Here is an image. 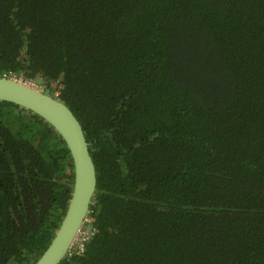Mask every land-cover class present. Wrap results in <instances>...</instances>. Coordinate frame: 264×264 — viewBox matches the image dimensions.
<instances>
[{
  "label": "trees",
  "instance_id": "trees-1",
  "mask_svg": "<svg viewBox=\"0 0 264 264\" xmlns=\"http://www.w3.org/2000/svg\"><path fill=\"white\" fill-rule=\"evenodd\" d=\"M43 83L96 169L92 235L59 264H264V0H0V76ZM56 130L0 100V264L66 211Z\"/></svg>",
  "mask_w": 264,
  "mask_h": 264
},
{
  "label": "water",
  "instance_id": "water-1",
  "mask_svg": "<svg viewBox=\"0 0 264 264\" xmlns=\"http://www.w3.org/2000/svg\"><path fill=\"white\" fill-rule=\"evenodd\" d=\"M0 100L32 111L48 122L67 146L73 164V184L67 208L52 240L32 264H59L68 255L82 225L89 219L96 190V169L80 121L67 104L33 84L0 76Z\"/></svg>",
  "mask_w": 264,
  "mask_h": 264
},
{
  "label": "built area",
  "instance_id": "built-area-1",
  "mask_svg": "<svg viewBox=\"0 0 264 264\" xmlns=\"http://www.w3.org/2000/svg\"><path fill=\"white\" fill-rule=\"evenodd\" d=\"M33 84V83H32ZM91 219L89 218L81 228V231L76 238V241L73 243L71 249H69L68 255H71L74 253V250L82 251L84 249V243L89 238L90 234L92 235V227L90 225Z\"/></svg>",
  "mask_w": 264,
  "mask_h": 264
},
{
  "label": "rangeland",
  "instance_id": "rangeland-1",
  "mask_svg": "<svg viewBox=\"0 0 264 264\" xmlns=\"http://www.w3.org/2000/svg\"><path fill=\"white\" fill-rule=\"evenodd\" d=\"M35 88H37L39 90H42V91H45V89H44L45 87L43 86V83H37V84H35Z\"/></svg>",
  "mask_w": 264,
  "mask_h": 264
},
{
  "label": "clouds",
  "instance_id": "clouds-1",
  "mask_svg": "<svg viewBox=\"0 0 264 264\" xmlns=\"http://www.w3.org/2000/svg\"><path fill=\"white\" fill-rule=\"evenodd\" d=\"M3 76H5V75H3ZM5 77H11V78H15V77H12V76H5ZM16 79H18V78H16ZM29 83V82H28ZM31 84L33 83V82H30ZM33 86H35V83H33Z\"/></svg>",
  "mask_w": 264,
  "mask_h": 264
}]
</instances>
